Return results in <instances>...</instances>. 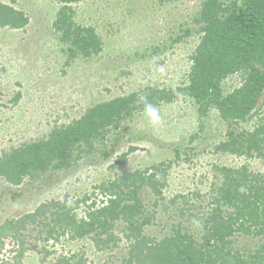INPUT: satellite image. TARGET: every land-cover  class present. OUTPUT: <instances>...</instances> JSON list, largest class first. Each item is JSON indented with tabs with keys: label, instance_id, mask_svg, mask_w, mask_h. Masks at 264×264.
Returning <instances> with one entry per match:
<instances>
[{
	"label": "rangeland",
	"instance_id": "1",
	"mask_svg": "<svg viewBox=\"0 0 264 264\" xmlns=\"http://www.w3.org/2000/svg\"><path fill=\"white\" fill-rule=\"evenodd\" d=\"M204 0H79L68 5L76 25L91 26L100 49L91 56H70L58 39L54 21L62 3L57 0H0L22 11L28 23L22 28L0 26V158L6 152L44 139L55 127L78 119L96 103L141 92L147 88L178 90L188 84L190 57L200 32L195 18ZM230 0H224L227 4ZM189 30V33H185ZM239 73L224 78V94L241 85ZM257 115L228 125L216 108L199 117L196 104L176 91L169 102L152 106L160 120L153 124L146 107L119 119L92 140L69 168L26 174L18 184L0 176V225L6 219L32 212L42 202L102 201L100 185L136 169L160 164L162 182L157 198L147 186L138 197L149 219L142 233L156 240L180 228L200 241L202 223L212 190L223 181L219 167L246 166L264 176V158L237 155L216 149L227 139V130L251 131L264 116V96ZM88 148L90 146L87 145ZM132 148V149H130ZM125 154L121 163L120 156ZM156 170V169H155ZM184 195V197H182ZM174 199V200H173ZM78 208V210L80 209ZM128 223L114 221L101 236L102 245L87 235H67L37 247V231L28 225L29 248L21 264H55L58 256H73L70 264H121L132 243ZM106 238L109 241L104 242ZM232 246L243 256L262 242L258 237L236 234ZM9 238H0V264H12Z\"/></svg>",
	"mask_w": 264,
	"mask_h": 264
},
{
	"label": "trees",
	"instance_id": "2",
	"mask_svg": "<svg viewBox=\"0 0 264 264\" xmlns=\"http://www.w3.org/2000/svg\"><path fill=\"white\" fill-rule=\"evenodd\" d=\"M15 2V0H10ZM62 3L54 25L58 39L69 44L70 56L80 53L91 56L100 49L98 35L91 26L76 25L68 5L79 0H57ZM27 16L10 5L0 3V26L22 28ZM200 32L199 42L190 57L188 84L184 88L166 91L147 88L87 108L78 119L55 127L44 139L6 152L0 158V176L18 184L31 172L69 168L81 154H87L92 140L135 110L172 100L176 91L184 92L196 104L198 116L216 108L228 125L247 121L257 115L264 96V0H204L195 18ZM186 30L185 33H189ZM239 73L241 85L224 94L221 82L230 74ZM264 113V112H263ZM227 139L216 149L237 155H257L264 158V116L251 131L235 133L228 129ZM90 146V148L87 147ZM132 149V148H130ZM125 154L120 156V162ZM160 164L136 169L100 185L104 199L91 200L84 209L80 202L64 200L42 202L32 212L6 219L0 225V238H9L13 247L12 264H21L26 246L23 229L32 225L37 231V247L67 235L70 239L92 235L97 246L102 245L114 221L128 223L126 236L133 239L128 256L121 264H264V176L246 166L219 167L222 183L207 202L209 210L202 223L200 241L193 234L173 230L171 235L156 240L142 233L149 219L138 197V189L147 186L158 198L162 182L156 171ZM156 169V170H155ZM184 197V195L182 196ZM174 200V199H173ZM78 208H80L78 210ZM258 237L262 242L253 253L243 256L232 246L236 234ZM109 241L106 238L104 242ZM73 256H58L55 264H70Z\"/></svg>",
	"mask_w": 264,
	"mask_h": 264
},
{
	"label": "clouds",
	"instance_id": "3",
	"mask_svg": "<svg viewBox=\"0 0 264 264\" xmlns=\"http://www.w3.org/2000/svg\"><path fill=\"white\" fill-rule=\"evenodd\" d=\"M28 23V22H27ZM2 27V26H1ZM5 27V26H3ZM9 27V26H8ZM146 112L148 114V116L151 119V122L153 124L158 123L160 120V116L158 115V112L155 108H153L151 105H146Z\"/></svg>",
	"mask_w": 264,
	"mask_h": 264
}]
</instances>
